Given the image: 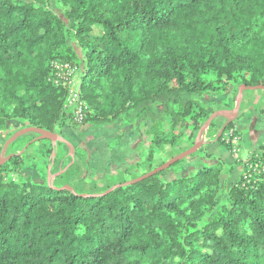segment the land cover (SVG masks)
Wrapping results in <instances>:
<instances>
[{"label": "trees", "instance_id": "trees-1", "mask_svg": "<svg viewBox=\"0 0 264 264\" xmlns=\"http://www.w3.org/2000/svg\"><path fill=\"white\" fill-rule=\"evenodd\" d=\"M56 63L79 75L78 123L68 89L51 82ZM242 85L264 86V0H0V135L11 121L54 133L142 128L141 177L226 105L206 98ZM35 143L34 158L0 165V264H264V146L230 187V169L201 148L87 194L53 188L55 149ZM157 153L168 158L156 166ZM196 156L202 165L185 170Z\"/></svg>", "mask_w": 264, "mask_h": 264}, {"label": "rangeland", "instance_id": "rangeland-1", "mask_svg": "<svg viewBox=\"0 0 264 264\" xmlns=\"http://www.w3.org/2000/svg\"><path fill=\"white\" fill-rule=\"evenodd\" d=\"M73 80H75V86L72 89L78 92L76 100L83 109H87L86 104L80 101L79 75ZM237 92L238 90L234 89L226 98H206L205 101L211 106L226 104L224 106L227 108L221 106L216 111L234 110ZM242 96L246 101L243 104L241 101L239 112L232 120L234 126L229 129L232 130L236 139L231 145L233 148L216 142L214 138L229 123L225 118H215L211 122L213 123L212 128H208L202 134L201 148L205 149L211 156L220 159L226 170L230 169V173L222 177L224 187H230L238 182L243 174V166L249 155L264 146V91H244ZM250 102L251 105H249ZM65 109L71 114L75 123L80 121L70 108L65 106ZM73 123L71 122V124ZM23 125L24 123L19 121L8 123L6 134L0 135V153L5 142L14 133L26 128ZM143 132L144 129L142 128L140 130L133 127L121 128L118 124L101 128L70 127L68 125L63 127L56 134L73 146V156L70 155L69 149L62 143L55 145L51 170L56 175L63 173L59 174L56 179L54 178L55 183L54 180L51 183L55 186L52 187L69 185L78 193L97 194L109 189L118 182L138 178L141 172L149 169V164L146 162L149 150L144 138H142ZM197 134L198 132L193 142ZM34 139L32 134L20 137L8 146L3 158L18 153H25L28 155L27 158H34L35 150H38L41 146L40 143L33 142ZM192 146L191 142L181 141L180 145L176 144L173 148L176 152L181 151L180 153H182ZM166 151L168 153L175 152L171 149H166ZM72 157L74 159L73 164H71ZM35 158L38 165H44V161L40 163L38 157ZM167 158L168 155L161 158L157 153L154 164L157 166ZM202 163L200 157L196 156L184 164L183 168L193 170L201 166Z\"/></svg>", "mask_w": 264, "mask_h": 264}, {"label": "water", "instance_id": "water-1", "mask_svg": "<svg viewBox=\"0 0 264 264\" xmlns=\"http://www.w3.org/2000/svg\"><path fill=\"white\" fill-rule=\"evenodd\" d=\"M244 91H252V92L253 91H264V86H254V87H246L244 85L239 86L234 110H219V111H215L213 114H211L209 116V118L207 119V121L202 125V127L198 131V134H197V136L194 140L193 146L191 148H189L188 150L174 156L172 159H170L166 163L162 164L161 166L155 168L154 170L150 171L149 173H147L141 177H138L134 180L128 181L124 184L114 185L108 191H113L118 187H125V186H129V185L141 182V181H143V180H145V179H147V178H149V177H151L157 173L165 171L166 169H168L173 164H175L179 161H182L191 155L196 154L202 147L201 137H202L203 132L209 128L211 122L215 118L222 117V118H225L228 122L235 119V117L237 116V113L239 112V108H240L241 101H242V94ZM28 134L37 135V137L34 139L33 142H37V141H41V140H48L52 144L53 147H55V145L57 143H62L63 145H65L69 149L70 155L73 156V146L70 143H68L67 141H65L60 135H58L54 132H48V131L37 129V128L27 127V128H23V129L19 130L18 132L14 133L5 142V144L1 150V153H0V165L5 163L7 160H9L11 158V156L3 158L8 146L10 144H12L14 141H16L17 139H19L20 137H22L24 135H28ZM53 155H54V153L52 154V157H53ZM73 162H74V159L72 157L71 164H73ZM62 173L63 172H61L59 174H62ZM59 174L51 175V166H50L47 170L48 182L51 183L52 180L54 178H56ZM61 190H66V191L71 192L72 188L69 186H64L63 188H61Z\"/></svg>", "mask_w": 264, "mask_h": 264}, {"label": "built area", "instance_id": "built-area-1", "mask_svg": "<svg viewBox=\"0 0 264 264\" xmlns=\"http://www.w3.org/2000/svg\"><path fill=\"white\" fill-rule=\"evenodd\" d=\"M53 68L54 72L51 77V82L56 86L61 85L68 89L69 95L66 107L70 108L74 112V114L77 115V118H79V120L81 121L83 108L79 105L78 100H76L78 96L77 90L75 92V90L72 89V87L75 86V80H73L74 78H76L75 70L70 68L68 65H62L57 63L54 64ZM218 137H221V141H223L226 145L230 147H232V143L236 141L235 137L233 136L232 130H228L223 134L221 131V133L219 132L214 138L217 139Z\"/></svg>", "mask_w": 264, "mask_h": 264}, {"label": "crops", "instance_id": "crops-1", "mask_svg": "<svg viewBox=\"0 0 264 264\" xmlns=\"http://www.w3.org/2000/svg\"><path fill=\"white\" fill-rule=\"evenodd\" d=\"M263 99H264V96H263ZM229 100V99H228ZM244 101H246V100H244V98H243V96H242V104L244 103ZM249 105H251V102L249 103ZM226 106V105H225ZM224 106V107H225ZM225 108H227V107H225ZM142 138H144V135L142 136ZM203 137L201 138V142H203ZM210 142V141H209ZM211 143V142H210ZM207 145H209V144H207ZM208 153V152H207ZM209 154V153H208ZM209 155H211V154H209ZM214 157V156H213ZM116 184V183H115Z\"/></svg>", "mask_w": 264, "mask_h": 264}]
</instances>
